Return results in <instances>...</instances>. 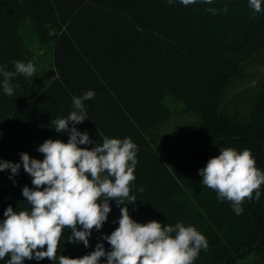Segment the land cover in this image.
<instances>
[{
	"label": "trees",
	"instance_id": "1",
	"mask_svg": "<svg viewBox=\"0 0 264 264\" xmlns=\"http://www.w3.org/2000/svg\"><path fill=\"white\" fill-rule=\"evenodd\" d=\"M32 40L43 52L39 65ZM14 61H31L36 71L16 74L11 96L0 88V160L21 164L11 179L10 169L0 172V221L9 205L31 209L22 190L34 186L20 154L42 160L37 149L46 139L66 143L68 132L57 133L52 121L66 118L75 110L73 97L92 90L95 96L83 101L88 119L75 127L93 143L80 147L91 149L105 137L131 138L138 146L136 202L127 204L132 218L194 226L208 242L194 264H241L253 253L264 264V186L260 199L245 200L237 215L198 174L227 147L250 149L264 171V10L254 13L249 0L187 7L179 0H0V66L14 71ZM168 96L182 99L199 120L162 133L172 119ZM193 142L189 153L184 148ZM109 204L108 219L92 230L88 247L69 242L72 232L65 229L56 261L24 264H59L60 255L79 258L97 243L110 251L102 237L119 226L124 205Z\"/></svg>",
	"mask_w": 264,
	"mask_h": 264
},
{
	"label": "clouds",
	"instance_id": "2",
	"mask_svg": "<svg viewBox=\"0 0 264 264\" xmlns=\"http://www.w3.org/2000/svg\"><path fill=\"white\" fill-rule=\"evenodd\" d=\"M174 2L167 0L170 5ZM197 2L179 0L185 7ZM202 2L211 4L213 0ZM262 4L264 0H249L254 13L264 10ZM206 11L217 13L213 8ZM13 63L14 71L0 66V88L9 96L13 95L11 80L16 74L32 77L36 71L31 61ZM94 96V91L89 90L79 98L73 97L75 110L66 118L52 121L57 133L68 132L66 143L46 139L37 149L42 160L26 152L20 154L23 169L32 177L34 186H24L22 190L31 209L17 212L9 205L4 211L5 218L0 221V260L7 256V264L45 258L56 261L65 229L72 232L69 242H83L88 247L92 230L102 229L111 212L109 201L115 200L118 207L124 205L120 207L119 226L102 237L111 250L97 243L94 251L79 258L60 255L59 264H100L102 257H106L107 264H194L200 250L208 247L206 237L194 226L182 222L163 225L156 220L139 223L129 213L127 204L136 202L131 185L138 163V146L131 138L105 137L102 144L91 149L80 147L93 143L88 133L78 131L75 125L88 119L83 101ZM20 167V163L0 160V172L11 170L9 179L18 174ZM198 174L202 185L215 191L218 199L230 202L237 215L243 212L245 200L260 199L264 186V171L256 166L250 149H220L219 155L210 158Z\"/></svg>",
	"mask_w": 264,
	"mask_h": 264
},
{
	"label": "rangeland",
	"instance_id": "3",
	"mask_svg": "<svg viewBox=\"0 0 264 264\" xmlns=\"http://www.w3.org/2000/svg\"><path fill=\"white\" fill-rule=\"evenodd\" d=\"M27 37L29 38L28 35ZM29 47L31 51H33L35 54L33 59L37 61L38 65L41 64V58H42L43 52L39 48V44L34 42V40H32L29 43ZM251 83L253 84L255 82H251ZM246 86L247 84H243L237 90H235V92H238L242 87H246ZM166 102L172 110V119L161 130L162 133H167L165 135H172V133H179L181 126L185 124L188 125V124H191L199 120V116H198L199 113L187 109L186 103L182 99H179L173 96H168L166 98ZM183 139L185 140V143L187 144L186 142L187 138L183 137ZM197 144L198 143L193 142V144H190V145L188 144L186 148L184 149L187 152L189 151V153H191L194 147L197 146ZM176 145H174L173 148H175ZM178 151L181 152L182 150H178ZM161 154L168 161L169 164L172 163V160L168 157V155L165 152L163 153L161 152ZM257 257L258 256H256V254L253 253L252 255H249L244 260H242L241 264H263L260 262V260L259 261L257 260Z\"/></svg>",
	"mask_w": 264,
	"mask_h": 264
}]
</instances>
